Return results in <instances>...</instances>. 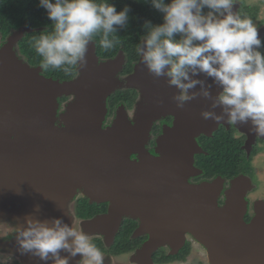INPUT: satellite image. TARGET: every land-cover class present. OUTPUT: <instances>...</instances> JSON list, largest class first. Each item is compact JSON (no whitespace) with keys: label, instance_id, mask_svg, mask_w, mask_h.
Listing matches in <instances>:
<instances>
[{"label":"water","instance_id":"1","mask_svg":"<svg viewBox=\"0 0 264 264\" xmlns=\"http://www.w3.org/2000/svg\"><path fill=\"white\" fill-rule=\"evenodd\" d=\"M238 8L233 14L238 15ZM34 30L20 27L0 48V221H18L20 232L28 228L29 221L52 227L59 219L62 226L69 227L66 206L82 189L92 201L112 202L113 223L101 224L110 219L103 216L83 224L90 231L100 222L101 230H108L103 232L107 238H112L123 215L138 217L143 206L151 207L146 218L158 228L144 248L149 257L168 236L183 239L184 244L183 235L189 231L206 247L210 264H264V203L250 222L244 219L251 181L234 179L222 207L218 204L222 181L195 187L186 183L195 174L191 166L194 154L201 152L196 138L210 136L229 119L225 106L218 103L223 86L207 73L189 69V80L199 83L188 90L192 98L179 106L169 83V66L157 76L143 61L146 40L134 72L125 82L118 78L125 63L123 52L100 61L91 39L83 60L77 63V77L65 81L46 77L42 67L29 65L16 53L25 33ZM263 35L264 27L258 38ZM123 87L142 93L134 122L121 106L113 123L104 127L108 98ZM62 97L72 99L60 113ZM205 112L212 115L205 119ZM169 114L176 120L159 141L160 156L154 157L145 144L153 123ZM236 125L247 133H257L251 119ZM135 154L139 159L132 160ZM146 180L158 191L147 188ZM140 187L146 189L145 195L132 196ZM17 244V238L9 243L19 248L26 264H55L51 254L43 261ZM59 255L68 258V264H78L80 259L66 250Z\"/></svg>","mask_w":264,"mask_h":264},{"label":"clouds","instance_id":"2","mask_svg":"<svg viewBox=\"0 0 264 264\" xmlns=\"http://www.w3.org/2000/svg\"><path fill=\"white\" fill-rule=\"evenodd\" d=\"M40 4L55 22V33L41 36L34 45L43 58L44 70L50 66L60 69L63 65H76L83 60L89 40L100 30L105 36L102 48H112L107 34L114 31V25L123 24L128 13V8L117 13L114 6L94 0H55V3L40 0ZM153 6L165 15L164 23L151 30L146 39L147 51L142 52L149 71L160 76L169 66V83L181 89V95L176 97L179 106L192 98L188 89L199 83L189 80L188 70L207 73L223 86L218 103L225 106L229 123L251 119L257 134L264 136V55L253 51V46L261 44L253 21L233 14L232 0H171L169 4L153 0ZM205 7L212 10L206 16L201 14ZM217 13L223 18L218 19ZM176 33L185 34L184 39L174 41L172 37ZM195 41L202 43L194 44ZM107 60L100 58L103 62ZM125 64L126 56L123 68ZM186 80L189 82L184 83ZM211 115L203 113L205 119ZM220 119L216 117L217 121ZM17 239L20 249L43 261L51 254L55 264H68V258H60L61 250L73 257L81 255V264H103L104 261L101 251L90 243L85 233L62 226L59 219L52 227L29 221L28 228Z\"/></svg>","mask_w":264,"mask_h":264},{"label":"flooded vegetation","instance_id":"3","mask_svg":"<svg viewBox=\"0 0 264 264\" xmlns=\"http://www.w3.org/2000/svg\"><path fill=\"white\" fill-rule=\"evenodd\" d=\"M197 42L200 43L199 41ZM4 43L6 42L0 44V48ZM16 53L20 59L24 60L19 54L18 45ZM134 67L132 72L128 74L122 73L123 68L118 74L119 80L125 82V79L134 72ZM184 83L188 82L184 81ZM170 86L176 92L175 97L181 95L180 88L171 84ZM122 90H130L132 93L135 91L136 97L129 106L124 103L118 104L115 108V114L107 117L104 127L113 123L116 118V112L121 106H124L127 110L129 120L134 122L137 105L142 100V93L137 89L127 87H123L118 91ZM71 99L72 97H67L65 100L63 98L59 100L61 104L59 109L60 113L64 111V104ZM175 120L176 117L169 114L162 115L153 123L149 138L145 144V150L152 156H160L158 152L159 141L165 135L166 129L173 127ZM196 140L201 148V152L194 154L191 166H193L195 174L189 175L186 179L187 185L195 187L197 185L213 183L217 180L222 181L223 189L218 197V204L222 207L227 201L226 193L230 189L231 182L239 177L248 178L251 183L250 189L245 195L246 214L244 219L246 222H250L257 214L260 204L264 203V137L255 132L252 134L242 131L236 124H230L228 119L220 123L218 128L210 136L202 134ZM223 140L225 143L227 142L230 149L227 152V158L225 157L221 162L217 163V152ZM138 157L139 154H135L131 156V159L137 160L139 159ZM222 165H230L232 168H230V173L232 175L225 174L226 171L224 170L209 176L208 170L216 169L218 166L222 167ZM148 181L151 180H146L147 188H153L158 191L156 185ZM150 183L154 185L151 186L149 185ZM138 190L140 191L139 195ZM145 190L140 187L137 188L135 193L133 192L131 194L134 197H139L142 194L145 195ZM112 207L113 204L110 201H92L82 189L77 191V194L66 206V214L70 221L69 227L76 228L89 237L90 243L94 244L101 251L104 258L103 264H210L206 247L189 231L183 235L184 244L182 243L183 239L172 240L168 236L162 241L161 245L155 248L149 257V254H146L147 250L144 248L151 242L152 233L158 228L157 224H155L156 226H151L146 218V215L150 216L151 212L149 205L141 208L144 212H139L140 216L138 215V217L123 215L120 224L113 230L112 238H107V235L104 234L108 231L107 228L104 231L101 229L88 231L83 226L85 221L95 218L103 216L111 218L112 214L110 210ZM154 208L158 211L160 209L157 205H154ZM20 228L21 226L16 220L9 219L0 221V256L10 257L12 264H26L21 258L19 248H13L12 245H9V243L15 241L17 236H19ZM17 246L19 247V244ZM129 246L131 247L125 248ZM177 246L179 247L178 250ZM176 250L177 252L174 253ZM82 259L83 257L80 255L78 264H81ZM0 263L4 264L2 262Z\"/></svg>","mask_w":264,"mask_h":264},{"label":"trees","instance_id":"4","mask_svg":"<svg viewBox=\"0 0 264 264\" xmlns=\"http://www.w3.org/2000/svg\"><path fill=\"white\" fill-rule=\"evenodd\" d=\"M235 1L240 2L238 8L240 18H250L252 21L257 19L259 6L247 5L245 0H232V3H235ZM52 2L55 3V0H52ZM94 2L114 6L117 13L128 8L125 22L121 25H114V31L107 34V39L112 42V48L107 50L102 48L101 41L105 38L103 30L95 33L91 40L96 43L97 55L102 60L114 58L120 51H123L126 56V64L122 73L132 72L134 65L140 58L138 49L140 50L151 30L164 23L165 14L153 6V0H94ZM163 2L169 4L171 0H163ZM209 11L212 10L205 7L202 9L201 14L206 15ZM263 24L261 23V26ZM22 26L38 30L25 33L24 37L18 42L19 54L31 66L42 67L43 58L37 54L34 45L41 36L55 33V22L49 18L48 10L40 4V0H0V44L6 42L8 36ZM184 35L183 33H176L172 39L179 42L184 39ZM194 44L199 43L195 41ZM254 51H259L264 55V35L261 44ZM65 68L68 69L67 72L64 71ZM43 74L61 81L72 80L77 75V64L63 65L60 69L50 66L48 70L43 69ZM135 97V91L133 93L130 90L116 91L108 98V116L115 114V108L118 104L124 103L129 106L133 103ZM62 98L67 99V97ZM228 147L227 142L225 143L223 140L217 152L218 156L215 155L217 163L221 162L223 158H227V152L230 149ZM230 168V165L218 166L216 169L208 170V174L210 176L225 170V174L232 175Z\"/></svg>","mask_w":264,"mask_h":264},{"label":"rangeland","instance_id":"5","mask_svg":"<svg viewBox=\"0 0 264 264\" xmlns=\"http://www.w3.org/2000/svg\"><path fill=\"white\" fill-rule=\"evenodd\" d=\"M245 3L247 5H251V6L257 5V6L260 7L258 17H257L256 20L253 21L254 26L257 27V30L259 31L261 28L264 27V24H263L264 23V0H245ZM239 5H240V2L239 1H235V3H233L232 11L236 8V6L239 7ZM216 17L218 19H222L223 18L218 13L216 14ZM261 23L263 24L262 26H261ZM263 173H264V171H263ZM0 262H2L4 264H12V260L10 258H8L7 256H2V255L0 256Z\"/></svg>","mask_w":264,"mask_h":264},{"label":"bare ground","instance_id":"6","mask_svg":"<svg viewBox=\"0 0 264 264\" xmlns=\"http://www.w3.org/2000/svg\"><path fill=\"white\" fill-rule=\"evenodd\" d=\"M84 193H85V192H84ZM113 218H114V216H111V218H110L109 220H107V221H103V220H101L100 222H102L101 224H106V225H107V224H109L110 222L113 223V220H112ZM100 222H99V223H100ZM99 223H98V224L95 223V226H96V227H94L93 230H95V229H97V230L102 229V228L99 226ZM97 225H98V226H97Z\"/></svg>","mask_w":264,"mask_h":264}]
</instances>
